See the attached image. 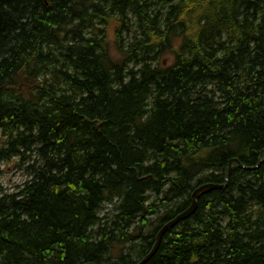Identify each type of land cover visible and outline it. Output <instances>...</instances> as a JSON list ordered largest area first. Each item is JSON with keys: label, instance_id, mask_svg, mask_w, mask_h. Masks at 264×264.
<instances>
[{"label": "trees", "instance_id": "trees-1", "mask_svg": "<svg viewBox=\"0 0 264 264\" xmlns=\"http://www.w3.org/2000/svg\"><path fill=\"white\" fill-rule=\"evenodd\" d=\"M14 158L0 264H138L225 183L147 264H264V0H0Z\"/></svg>", "mask_w": 264, "mask_h": 264}, {"label": "water", "instance_id": "water-1", "mask_svg": "<svg viewBox=\"0 0 264 264\" xmlns=\"http://www.w3.org/2000/svg\"><path fill=\"white\" fill-rule=\"evenodd\" d=\"M234 162H237V160H231L230 164H229V169L227 174H229V172L232 169V165ZM264 162V159L261 160V162L258 164V166L253 167V168H247V169H257L262 163ZM228 179V175L226 178V181ZM226 186L225 184H204L198 188L195 189V191L192 194V205L185 211L181 212L180 214H178L174 219L170 220L169 222H167L159 231L157 237H156V243L153 247V249L151 250V252L145 257L143 258V260H141V262H139L138 264H147L153 257L154 255L157 253L167 231L177 227L182 221L188 220L190 219L195 212L197 211L198 208V200L206 195L209 194L213 191H217V190H221Z\"/></svg>", "mask_w": 264, "mask_h": 264}, {"label": "rangeland", "instance_id": "rangeland-1", "mask_svg": "<svg viewBox=\"0 0 264 264\" xmlns=\"http://www.w3.org/2000/svg\"><path fill=\"white\" fill-rule=\"evenodd\" d=\"M112 29V28H111ZM109 39L113 42V32H110ZM27 163L20 162L19 159H12L1 166L0 188L12 193L16 192L19 187L29 179L27 171ZM108 211L113 210L112 207H107Z\"/></svg>", "mask_w": 264, "mask_h": 264}]
</instances>
